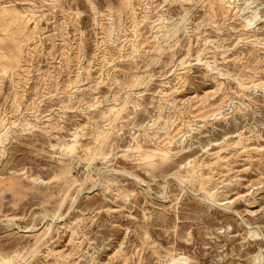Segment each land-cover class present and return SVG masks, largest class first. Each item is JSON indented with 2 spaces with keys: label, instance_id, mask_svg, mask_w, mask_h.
I'll return each mask as SVG.
<instances>
[{
  "label": "rangeland",
  "instance_id": "1",
  "mask_svg": "<svg viewBox=\"0 0 264 264\" xmlns=\"http://www.w3.org/2000/svg\"><path fill=\"white\" fill-rule=\"evenodd\" d=\"M218 4L0 0V264H264V0Z\"/></svg>",
  "mask_w": 264,
  "mask_h": 264
},
{
  "label": "bare ground",
  "instance_id": "2",
  "mask_svg": "<svg viewBox=\"0 0 264 264\" xmlns=\"http://www.w3.org/2000/svg\"><path fill=\"white\" fill-rule=\"evenodd\" d=\"M218 2H219V4H218V6L219 5H221L222 7H224V8H226L227 10H228V5H227V0H218ZM33 10V9H32ZM9 11H11L9 8H4L3 10H2V15H5L6 13H8ZM13 13V14H12ZM11 13V16L12 17H14V18H18L19 17V13H17V12H12ZM212 14V13H211ZM250 21L251 20H249V22H247L246 23V26L247 27H249L250 26ZM252 22V21H251ZM170 28V27H169ZM176 28V27H175ZM174 28V29H175ZM173 29V30H174ZM167 32V31H166ZM168 34H169V32H168ZM169 38V37H168ZM201 109V108H200ZM205 112V111H204ZM203 114V113H202ZM167 124V123H166ZM76 134H77V132H76ZM170 134V133H169ZM164 135V134H163ZM162 135V136H163ZM174 135V134H173ZM75 136H77V135H75ZM74 139H76V138H74ZM168 141H170V140H168ZM167 141V142H168ZM147 142V141H146ZM149 142V141H148ZM73 145H74V141L73 142H69V143H67V144H65V148L66 147H68V148H72L73 147ZM64 146V145H63ZM139 146H141V145H139ZM235 146V145H234ZM142 148V147H141ZM243 148V147H242ZM234 149V148H233ZM236 149V148H235ZM136 150V149H135ZM156 154V152H155V150H153V151H151V152H149L147 155H146V158H147V160H149V161H151V163L152 164H154V162H152V160L154 159L153 157H154V155ZM215 157V156H214ZM73 174V173H72ZM137 178V177H136ZM140 179H142V178H140V177H138V180H140ZM141 181V180H140ZM77 182H79V179L77 178V177H74V179H73V181H72V184H76ZM77 189V188H76ZM51 228V227H50ZM49 230V229H48ZM46 234V233H45ZM67 259V258H66ZM4 262H5V264H17L16 262H12V259L11 258H6V259H4ZM48 264H50V262L48 263ZM54 264V263H53Z\"/></svg>",
  "mask_w": 264,
  "mask_h": 264
}]
</instances>
